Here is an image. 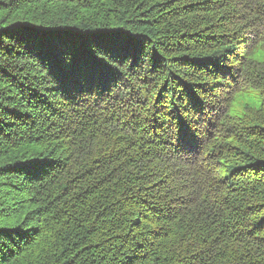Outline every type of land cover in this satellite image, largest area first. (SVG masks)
Returning <instances> with one entry per match:
<instances>
[{
  "label": "trees",
  "instance_id": "16d2710c",
  "mask_svg": "<svg viewBox=\"0 0 264 264\" xmlns=\"http://www.w3.org/2000/svg\"><path fill=\"white\" fill-rule=\"evenodd\" d=\"M0 264H264V0H0Z\"/></svg>",
  "mask_w": 264,
  "mask_h": 264
}]
</instances>
